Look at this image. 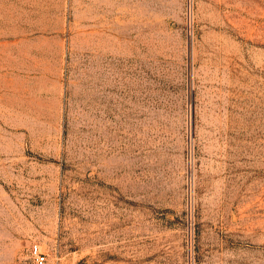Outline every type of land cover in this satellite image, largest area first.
Masks as SVG:
<instances>
[{"label":"rangeland","instance_id":"obj_1","mask_svg":"<svg viewBox=\"0 0 264 264\" xmlns=\"http://www.w3.org/2000/svg\"><path fill=\"white\" fill-rule=\"evenodd\" d=\"M264 264V0H0V264Z\"/></svg>","mask_w":264,"mask_h":264},{"label":"built area","instance_id":"obj_2","mask_svg":"<svg viewBox=\"0 0 264 264\" xmlns=\"http://www.w3.org/2000/svg\"><path fill=\"white\" fill-rule=\"evenodd\" d=\"M31 255L34 259L35 264H45V254L42 253L37 246H34L31 250Z\"/></svg>","mask_w":264,"mask_h":264}]
</instances>
